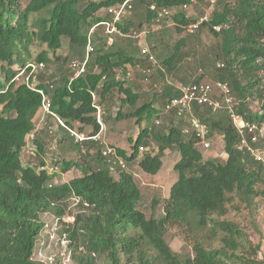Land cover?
<instances>
[{
  "label": "trees",
  "instance_id": "obj_1",
  "mask_svg": "<svg viewBox=\"0 0 264 264\" xmlns=\"http://www.w3.org/2000/svg\"><path fill=\"white\" fill-rule=\"evenodd\" d=\"M122 1L0 0V71L4 78L0 80V264H46L31 258L35 239L44 225L40 216L45 212L58 219L57 232L67 239L66 249L73 264H96L98 259L110 264H264V257H258L259 246L249 240L238 222L225 217L230 210L239 211L240 203L254 213L264 202V164L240 147V135L223 107L212 110L206 104L192 103L191 114L208 128L207 137L222 135L225 158L203 159L199 137L192 130L183 133L185 122H174L172 111L165 113V120L159 125L140 128L134 140L128 138L130 154L113 146L126 164L131 163L138 157V146L148 144L145 138L150 134L158 144L156 153H151L150 148L136 162L148 174L159 170L165 149L178 151L179 159L173 166L177 179L170 186L159 217L146 216L141 209L143 196L131 172L126 168L110 170L100 141L76 143L62 126L56 128L59 137L54 164L61 161V173L72 167L81 172L64 182H54L58 172L49 174L39 168L45 163L43 130H36L39 135L33 139L35 154H27L38 163L33 166L31 160L23 161L26 137L36 129L35 116L41 107L37 87L43 89L51 110L67 126L77 123V129L88 134L99 132L93 91L95 102L103 107L104 121L134 116L138 125L143 119L158 117L156 102L162 104V109L168 99L179 95L176 85H165L160 93L127 114L120 110L113 117L106 114L108 105L104 101L112 102L114 96L120 105L130 107L140 98L123 80L127 64H145L154 71L147 55H141L136 42L126 35H115L109 42L101 25L89 33L92 25L107 18L97 14L100 9ZM202 1L133 0L135 17H128L118 27L128 33L130 28L140 29L143 21L162 23L171 16L170 32L180 33L189 21L182 4ZM151 3L156 5V11L149 8ZM165 7L171 13L156 21L157 10ZM199 27L207 28L218 40L208 49L209 58L220 62L213 66L209 82H225L238 101L236 111L245 120L264 125V0H215L208 18ZM160 29L161 26L148 32L156 37ZM62 37L68 39L69 49L78 55L73 60L83 58L88 41L93 46L85 72L74 79H70L69 67L73 60L67 67L62 66L63 60L48 71L53 62L48 53L54 59L61 58L56 51ZM33 39L45 44L46 49L28 61V47ZM184 43V37H180L169 48L161 41V64L167 72L174 70L176 61L185 53ZM27 62L44 63L35 73V88L12 81ZM15 64L17 67L13 68ZM28 71L29 68L26 74ZM158 73L163 76L159 69ZM201 77L184 79L182 83H198ZM252 102L257 103L258 111L250 108ZM48 120L46 117L44 125ZM257 139L252 145L264 149V137ZM67 150L74 151L76 158L58 159ZM157 202L153 199L152 208ZM68 215L73 217L71 222L62 219ZM173 226H183L184 233L191 235V253H177L167 243L164 235Z\"/></svg>",
  "mask_w": 264,
  "mask_h": 264
},
{
  "label": "rangeland",
  "instance_id": "obj_2",
  "mask_svg": "<svg viewBox=\"0 0 264 264\" xmlns=\"http://www.w3.org/2000/svg\"><path fill=\"white\" fill-rule=\"evenodd\" d=\"M99 1V0H94ZM210 2L208 0H204L202 2H195L194 4H190L189 8L184 10V13L189 16L190 20L198 19L200 16H203L205 13H210L209 8ZM137 11L135 8H132V12ZM140 10H138L139 12ZM130 14V17L134 14ZM134 13V12H133ZM99 16H103L104 11L100 9L97 13ZM38 15V14H37ZM41 15V14H40ZM132 15V16H131ZM35 14L32 15L31 20H34ZM136 20V18H135ZM172 18L167 17L161 23H148L143 21L140 29L136 27L130 28L129 32L126 34V38L132 39L136 42L138 49L141 50L144 48L149 54L153 55V58L156 60V64L153 66L154 71L150 72L149 75L145 76L142 72L143 69L146 68L141 66L140 64L129 65L127 64V72L123 76V80H126V83L129 86H132L135 91L140 94L139 100L136 102L137 104L133 107L128 106L127 104L120 105L117 97L114 96V100L111 102H106L108 105L106 114L115 116L120 110L122 114H127L134 110L136 106L141 104L145 100H149L155 93H160L165 85H185L187 83H182V80H190L195 76H202V81H210L209 74L213 70V66H218L219 61H213L209 56L211 52L208 50L210 46L214 47L216 42L218 41L207 28L198 27L191 35H187L189 32L185 27L183 31L180 33L172 34L169 28L172 26ZM162 27L160 34H156V37L151 36L150 32L154 31L158 27ZM164 26V27H163ZM150 30V32H148ZM188 31V32H187ZM115 36H113L114 38ZM184 37L185 43L183 45V49L185 53L181 57L180 60H177L174 65V70L172 72H167L163 65L161 64L162 56H164L163 46H161V41L166 43L169 48H172V44L174 41H177L178 38ZM158 38V39H156ZM155 39V40H154ZM112 38H109V42ZM135 44V43H134ZM155 44V46H153ZM68 39L66 37L61 38V47L56 51V55H59L61 58L59 60L54 59L51 53H48L51 56L53 62L49 64L48 71L52 70L57 63L63 61L62 66L67 67L69 62L73 59L78 58L77 54L73 53L72 50L68 47ZM46 49V45L40 43L38 40L33 39L29 44L28 50L30 54V58L28 61H32L34 56H36L39 52ZM216 50V49H215ZM147 53H143L145 56ZM142 55V53H141ZM76 57V58H75ZM143 59H145L143 57ZM146 61V59H145ZM144 62V60H143ZM65 64V65H64ZM17 64L13 65V68H16ZM158 69L163 72V76L161 77L158 73ZM152 71V70H151ZM264 77V72L261 73ZM3 75L0 71V80H3ZM155 107L159 109L158 117L151 116L148 119H143L141 123L138 125L135 122L134 116H121L117 119L112 120L111 118L107 119V122L103 120V136L102 133L99 136V140L101 145L107 143L111 146H119L126 151V154H130L131 146L128 138H132L134 140L137 137L140 128L149 127L150 124L159 125L162 120H165V113L162 111V104L156 102ZM101 108L103 109L102 105ZM250 108L253 111H258V105L256 102H252L250 104ZM1 109V107H0ZM103 114V113H102ZM45 115L41 116V119L36 117L35 125L38 130H43V134H41L42 141L45 142V157L44 162L45 165L50 167L57 166L56 178L54 180L57 182H64L69 180L72 177L79 176L81 174L80 170L76 167H72L66 172H59L61 161H57L56 164V152L58 150L57 147V139L59 137V133L56 132L57 123L55 120L49 118L47 121V125H44L46 117ZM103 117V116H102ZM77 123H74V127L77 128ZM264 126V125H263ZM86 131L88 127H85ZM36 133V136L38 134ZM39 135V134H38ZM104 139V140H103ZM148 141V144L145 146L146 149L139 150L137 159L144 153V151H149L152 149L151 153H156L157 143L150 137V134L145 138ZM210 145L207 148H201L198 145L199 150L202 152L203 159L215 157V158H225V153L223 151V140L222 135L214 134L210 138ZM31 146V143H30ZM69 144H65L66 148H69ZM149 148H148V147ZM65 149V148H64ZM27 152H23V161L32 162L33 166H36L38 161L34 159V156L29 157ZM63 155V154H62ZM58 159L62 158H76L77 154L74 151L67 150L65 154ZM137 159L132 161L131 163H127L126 169L132 173L133 178L138 185L142 196L143 202L141 203V209L145 213L146 216L153 215L154 217H159L162 214L164 199L167 198L169 194V189L172 183L177 179V173L174 170L173 166L175 162L179 159V153L176 149L168 150L165 149L163 151V155L161 157V167L155 174H148L143 172L137 165ZM51 173V172H49ZM156 199L158 202L155 204V207L152 208V201ZM239 211L230 210L225 217L235 222H238L239 225L243 228V231L248 236L249 240L253 244H257L259 246L258 257H264V202H260L258 209L256 212H250L248 209L244 207V204L240 203ZM71 216V215H70ZM68 216H65V220ZM41 222L44 223L43 227L39 231L33 248V252L31 258L33 260L44 261L46 264H51V262L55 264H73L69 258V250L67 247V239L57 232V224L56 217L49 213L45 212L40 216ZM64 220V219H63ZM64 220V221H65ZM57 225V226H56ZM185 227L173 226L170 227L165 233L164 237L167 243L170 245L173 251L180 254H189L191 253V242L192 239L189 238L191 235L184 233ZM185 234V235H184ZM186 236V239L185 237ZM96 264H110L106 262L104 259H98Z\"/></svg>",
  "mask_w": 264,
  "mask_h": 264
},
{
  "label": "built area",
  "instance_id": "obj_3",
  "mask_svg": "<svg viewBox=\"0 0 264 264\" xmlns=\"http://www.w3.org/2000/svg\"><path fill=\"white\" fill-rule=\"evenodd\" d=\"M210 2L209 8L210 10L213 7L215 0H208ZM190 4H182V8L184 10L188 9ZM151 10L157 9L154 3L149 5ZM132 10V0H123L120 3H117L112 6H107L103 9V16L107 15V18L101 20L100 22L94 24L89 28V33H92L95 29V26L101 25L103 27V31L105 34L109 36L111 39L113 35L124 36L126 35L121 31L118 27V24H122L123 20H126ZM171 13V9L169 8H161L157 10V18L156 21H159L163 16H167ZM184 16L188 18V23L185 25L189 32L195 31L202 21L208 18V12L203 16H200L198 19L190 20L189 16L184 13ZM215 30L219 29V26L213 25ZM93 50V46L90 45V42H87L85 54L81 60H73L70 62L69 67L71 68V76L70 79H74L85 72L86 64L89 58V54ZM146 49H142V53H147ZM147 58L153 65H155L156 60L153 58L152 54L147 53ZM43 63H27L25 68H29L28 74H25L24 82L28 84L30 87H35L36 80V71L43 68ZM151 69L144 68L143 74L145 76L149 75ZM20 74V73H19ZM18 75V74H17ZM179 89V95L176 97H172L167 100L166 104L162 108L164 113H168L169 111L174 112V122H177L181 119L184 120L185 124L182 126L183 133H189L191 130L195 132V135L199 137V145L202 148H207L210 145V139L207 137L208 128L199 121L198 118H195L191 114V104H206L212 110H217L220 107L225 108L232 124L236 128L238 134L240 135V147H244L250 155L264 164V149L260 147H254L252 143L257 142L258 137H264V126L263 124L252 123L245 120L237 111L236 108L238 106V101L231 94L228 85L225 82L215 81H200L198 83H189L185 85H176ZM37 91L41 94V111L44 117H50L56 120L57 126H62L69 134V136L73 139V142L82 143L85 140H99V134L103 129L102 122V108L101 105L96 103V93L91 92L92 104L95 107V118L99 124V132L96 134H88L84 131L78 130L75 127H70L65 124L63 120H61L50 108V101L44 95L42 89H37ZM250 135L249 138L246 136ZM35 137V130H32L27 134L26 145L24 151L30 155H34L36 152V148L33 145L32 141ZM31 143V146H30ZM145 150L146 147L142 144L138 146V150ZM102 154L107 157L110 170H115L116 168L124 169L126 168L125 160L116 153L114 147L109 145H105L102 150ZM118 166V167H117ZM40 169H44L47 172L56 171L57 167H50L41 165ZM65 219V218H64ZM66 221H72V217L66 218Z\"/></svg>",
  "mask_w": 264,
  "mask_h": 264
},
{
  "label": "clouds",
  "instance_id": "obj_4",
  "mask_svg": "<svg viewBox=\"0 0 264 264\" xmlns=\"http://www.w3.org/2000/svg\"><path fill=\"white\" fill-rule=\"evenodd\" d=\"M132 2H133V0H132ZM132 8H133V3H132ZM102 9H104V8H102ZM99 12V11H98ZM131 12H132V10H131ZM93 26V25H92ZM95 28H96V26H95ZM125 34H127V33H125ZM113 36H115V35H113ZM113 36H112V38H113ZM109 37V36H108ZM86 49V48H85ZM27 63H29V62H27ZM26 63V64H27ZM33 63H37V62H33ZM44 64V63H43ZM20 68V67H19ZM26 69L27 68H25V65L24 66H22L20 69H18L17 70V72L15 73V75H14V77L12 78V81H15V82H24V77H25V74H26ZM20 73V74H19ZM18 74V75H17ZM25 83V82H24ZM26 84V83H25ZM38 84V82L36 83V85ZM28 87H30L28 84H26ZM36 87V86H35ZM34 87V88H35ZM31 88H33V87H31ZM37 89H39L38 87H37ZM36 89V90H37ZM41 89V88H40ZM43 90V89H42ZM40 111H41V107H40ZM42 112V111H41ZM50 117H48V119H49ZM56 121V120H55ZM182 128V127H181ZM33 130H35V136H36V130H37V128L36 129H33ZM101 133V132H100ZM100 135V134H99ZM26 139H27V137H26ZM208 139H210L209 137H208ZM211 140V139H210ZM86 141V140H85ZM97 141H100V140H97ZM32 143H33V141H32ZM34 145V144H33ZM105 145H108L107 143H104L103 144V146L105 147ZM109 146H111V145H109ZM200 146V145H199ZM111 147H113V146H111ZM201 147V146H200ZM202 148V147H201ZM45 164V163H44ZM43 164V165H44ZM57 167V166H56ZM39 168H40V166H39ZM44 170V169H43ZM46 171V170H45ZM47 172V171H46ZM54 172H56V171H54ZM54 172H51V173H49V174H52V173H54ZM55 180V179H54ZM57 183H60V182H57ZM68 217H72V216H70V215H68ZM65 218V216L64 217H62V219H64ZM65 220V219H64ZM72 220H73V217H72ZM66 221V220H65ZM58 222V219L56 218V224H58L57 223ZM66 222H71V221H66ZM57 226V225H56ZM44 262V261H43ZM45 263V262H44Z\"/></svg>",
  "mask_w": 264,
  "mask_h": 264
},
{
  "label": "crops",
  "instance_id": "obj_5",
  "mask_svg": "<svg viewBox=\"0 0 264 264\" xmlns=\"http://www.w3.org/2000/svg\"><path fill=\"white\" fill-rule=\"evenodd\" d=\"M41 116H43V113H42L41 111H39L38 114L35 116V118L38 117L39 119H41ZM35 120H36V119H35ZM103 129H104V128H103ZM103 129H102L101 133H102V137L104 138L105 136H103V131H104ZM101 133H100V134H101ZM103 140H104V139H103ZM224 155H225V154H224ZM225 156H226V155H225Z\"/></svg>",
  "mask_w": 264,
  "mask_h": 264
}]
</instances>
